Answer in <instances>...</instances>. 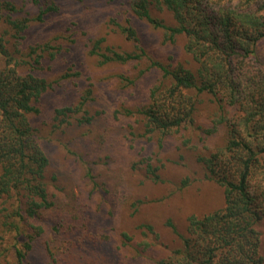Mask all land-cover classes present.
<instances>
[{
  "label": "rangeland",
  "instance_id": "374dc122",
  "mask_svg": "<svg viewBox=\"0 0 264 264\" xmlns=\"http://www.w3.org/2000/svg\"><path fill=\"white\" fill-rule=\"evenodd\" d=\"M3 1L0 35L12 65L49 84L39 113L29 120L50 161L45 179L55 206L34 219L44 231L28 264H161L181 248L179 235L187 233L191 216L224 208V187L210 177L206 160L227 145L231 125L242 130L245 112L227 105L223 93L219 102L209 93L184 91L196 102L192 122L169 133L148 132L145 110L155 102L180 109L183 101L170 98L171 82L161 66L184 67L199 82L205 78L185 50L184 35L170 40L133 13V0ZM52 4L55 9L38 19ZM150 10L175 26L160 2L154 0ZM9 19L25 22L22 38L12 37ZM127 26L136 40L122 33ZM116 52L141 57L105 61L103 55ZM257 60L264 69V40ZM67 107L76 110L57 112ZM11 198H0V264L14 263L16 235L4 227L2 212L11 209ZM22 228L23 242L34 231ZM258 230L264 258V219Z\"/></svg>",
  "mask_w": 264,
  "mask_h": 264
},
{
  "label": "trees",
  "instance_id": "16d2710c",
  "mask_svg": "<svg viewBox=\"0 0 264 264\" xmlns=\"http://www.w3.org/2000/svg\"><path fill=\"white\" fill-rule=\"evenodd\" d=\"M156 1L172 12L175 26L153 17L150 4L154 0H133L132 11L155 29L165 31L170 40L184 35L185 50L200 64L205 78L199 82L196 74L184 67L170 70L161 66L171 82L169 97H182L183 101L180 109L155 102L145 110L148 132L169 133L192 122L196 102L184 91L209 93L219 102L218 94L223 93L227 105L245 112L242 130L231 125L227 145L206 160L208 174L224 187V208L202 218L191 216L187 233L179 235L181 248L161 264H264L258 230L264 219V69L257 60L258 45L264 40V0ZM32 2L40 4L42 0ZM5 4L0 0V23ZM54 6L48 5L38 19ZM8 23L16 31L12 37L22 38L25 22L9 19ZM121 31L129 39H137L133 27H122ZM6 40L0 35V56L6 62L0 70V198L14 199L11 209L2 211L4 227L16 235L13 264H28L34 242L44 231L34 219L55 206L45 179L50 161L29 120V115L39 113L37 104L49 84L36 74H21L16 64L12 65ZM103 57L105 61L126 62L141 55L116 52ZM84 104L81 102L79 111ZM75 110L67 107L57 112ZM151 168L157 179L156 170ZM26 224L34 233L22 242Z\"/></svg>",
  "mask_w": 264,
  "mask_h": 264
}]
</instances>
